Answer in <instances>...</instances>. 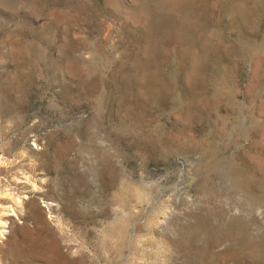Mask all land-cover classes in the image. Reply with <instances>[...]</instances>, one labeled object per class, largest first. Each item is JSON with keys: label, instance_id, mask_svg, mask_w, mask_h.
<instances>
[{"label": "rangeland", "instance_id": "1", "mask_svg": "<svg viewBox=\"0 0 264 264\" xmlns=\"http://www.w3.org/2000/svg\"><path fill=\"white\" fill-rule=\"evenodd\" d=\"M0 264H264V0H0Z\"/></svg>", "mask_w": 264, "mask_h": 264}]
</instances>
